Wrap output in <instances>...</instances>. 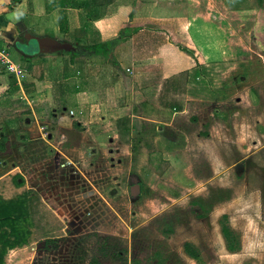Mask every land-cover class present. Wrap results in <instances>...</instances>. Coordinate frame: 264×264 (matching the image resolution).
I'll return each mask as SVG.
<instances>
[{
    "label": "rangeland",
    "instance_id": "rangeland-1",
    "mask_svg": "<svg viewBox=\"0 0 264 264\" xmlns=\"http://www.w3.org/2000/svg\"><path fill=\"white\" fill-rule=\"evenodd\" d=\"M225 17L223 58L173 78L176 91L124 70L131 68L127 45L94 56L88 42L72 43L75 56L53 54L65 63L87 60L90 70L79 75L90 84L75 97L77 109L70 101L75 85L84 92L77 80L45 89L49 100L40 91L44 101L30 104L42 110L36 118L49 140L18 152L17 166L29 174L24 188L13 189L9 176L0 180V199L33 197L28 243L7 251L3 264H264V15ZM7 52L23 67L39 61ZM159 95L179 111L162 107ZM27 109L16 118L22 126L34 122ZM66 115L70 127L60 120ZM199 201L209 209L202 219ZM223 216L234 252L220 234ZM184 243L196 248V261Z\"/></svg>",
    "mask_w": 264,
    "mask_h": 264
},
{
    "label": "crops",
    "instance_id": "crops-1",
    "mask_svg": "<svg viewBox=\"0 0 264 264\" xmlns=\"http://www.w3.org/2000/svg\"><path fill=\"white\" fill-rule=\"evenodd\" d=\"M230 15H264V0H0V42L4 45L0 44V48L6 53L8 49L17 51L24 59L31 57L23 51L26 34L70 44L88 42L92 45L105 43L125 29L129 36L118 45L129 46L131 68L124 70L131 74L133 69L140 81L148 84L151 79L161 83L184 73L189 74L196 64H204L207 59L221 60L224 54L219 39L223 32L221 26H230L225 22L228 18L225 16ZM141 45H144L143 54L135 55ZM147 45L150 48L145 55ZM188 49L193 52L194 58L197 54V62L187 55ZM34 58L39 61L29 63L28 67L10 60L23 71L21 78L6 73L0 67V180L9 176L15 190L24 188V184L15 187L11 179L18 175L27 183L29 176L26 170L22 171L17 166L20 161L18 152L24 147L45 144L49 140L43 133L44 127L38 125L45 122L36 118L42 110H32L30 104L44 101L39 99L42 98L40 91L47 96L45 100H49L51 96L45 89L57 84L64 90L65 84L74 85L77 80L84 88V92L76 85L70 89L74 95L70 101L77 109L79 105L75 97L84 95L91 79L84 74L79 75L81 68L88 67L90 70L87 60L83 61L86 65H81L82 61L74 59L62 62L53 54L31 57ZM63 68H67L65 73ZM128 79L131 85L137 81L131 76ZM57 90L61 97V89ZM33 93H36L35 100L31 97ZM55 99L57 97L53 93ZM17 105L26 109L17 108ZM27 108L31 109L30 116L34 122L22 126L24 122L20 125L16 118H21V112L28 115ZM51 110L52 114L59 115L56 110ZM11 119L13 121H9ZM60 120L69 122L70 127L73 119L66 115Z\"/></svg>",
    "mask_w": 264,
    "mask_h": 264
},
{
    "label": "trees",
    "instance_id": "trees-1",
    "mask_svg": "<svg viewBox=\"0 0 264 264\" xmlns=\"http://www.w3.org/2000/svg\"><path fill=\"white\" fill-rule=\"evenodd\" d=\"M129 36L128 31L121 30L115 38L105 42L97 43L88 46V50L94 56H104L107 54L110 48L114 47L119 42L125 40ZM187 55L192 58V53L186 51ZM75 56V53H71V57ZM31 57H26L24 60H30ZM199 75L198 71H195L193 76ZM165 84L164 91H176V88H171V84H174L172 79H167L163 81ZM163 95L158 96L159 104L168 109H173L179 111L178 105L174 102H163ZM127 132L126 129H124ZM12 184L15 187H21L23 185V180L20 176L15 175L12 179ZM33 197L30 195L29 191L21 193L12 199H0V264L4 263V258L7 251L21 248L28 243L29 237L31 235V228L33 227L31 219V202ZM201 204L200 201L198 202ZM209 209L204 207L202 204L200 206L199 212L196 214L198 219L205 218L208 215ZM226 217L223 216L222 220L219 222V229L224 245L227 251L234 252L236 250V239L225 223ZM183 253L191 260H197V250L196 248L189 244L184 243L182 245ZM94 262V261H93ZM91 262V263H93Z\"/></svg>",
    "mask_w": 264,
    "mask_h": 264
},
{
    "label": "water",
    "instance_id": "water-1",
    "mask_svg": "<svg viewBox=\"0 0 264 264\" xmlns=\"http://www.w3.org/2000/svg\"><path fill=\"white\" fill-rule=\"evenodd\" d=\"M26 42V53L29 56L41 55V54H55L60 52L75 53L76 47L70 43L57 41L48 37H39L26 34L24 36ZM33 46L28 52L27 47ZM136 188H133L132 192L136 193Z\"/></svg>",
    "mask_w": 264,
    "mask_h": 264
},
{
    "label": "built area",
    "instance_id": "built-area-1",
    "mask_svg": "<svg viewBox=\"0 0 264 264\" xmlns=\"http://www.w3.org/2000/svg\"><path fill=\"white\" fill-rule=\"evenodd\" d=\"M0 67L9 74L14 75L15 77H22L23 71L14 63L10 61V59L7 56V53L4 49L0 48ZM128 71V70H126ZM69 115L72 116L73 112L69 111Z\"/></svg>",
    "mask_w": 264,
    "mask_h": 264
}]
</instances>
